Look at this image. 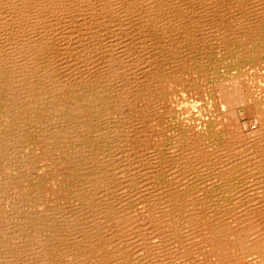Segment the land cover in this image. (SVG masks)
I'll use <instances>...</instances> for the list:
<instances>
[{
    "label": "bare ground",
    "instance_id": "obj_1",
    "mask_svg": "<svg viewBox=\"0 0 264 264\" xmlns=\"http://www.w3.org/2000/svg\"><path fill=\"white\" fill-rule=\"evenodd\" d=\"M181 1L0 0V160L5 165L0 171V264H175L173 251L177 247L189 255L192 249H203L199 242L207 241L220 264L240 260L250 264L246 259L249 254H256L264 264V236L255 237L264 232V191L251 189L264 190V185L244 183L250 176L264 179L262 172L256 171L264 170V111L255 110L258 132L244 136L235 108L245 105V98L241 90L230 93L228 78L219 79L217 71L210 77L220 98L221 120L216 122V118L207 120L193 110L202 104H181L183 99L174 96L175 77L167 76L164 63L153 67L160 76L156 93L162 95L164 111L172 123V142L166 144L169 154L160 149L144 155L137 151L142 163H135L109 148L120 138V130L111 123V92L136 81L132 75L138 72L140 57L128 60L131 49L122 42L116 48V43L111 45L117 50L114 56L99 57L100 51L112 50H102L105 29L101 27L108 16L119 17L121 23L113 28L116 35L127 31L138 18L143 21L142 28L154 18L153 26L164 37L163 46L170 54L167 59L179 65L186 44L196 50L198 33L207 34L203 22L211 18L208 10L214 3L191 0L203 5V20ZM256 1V6L239 7L230 22L244 53L261 56L264 0ZM240 2L233 0V7ZM219 4L212 6L224 19L229 5ZM214 26L207 24V30L223 44L229 33L223 26L216 25L213 30ZM255 29L262 33L249 34ZM80 35L84 39L71 44ZM148 43L145 40L143 45ZM145 50L141 64L149 55ZM204 59L198 67L208 64ZM171 96L175 105L166 100ZM207 97L212 99L210 91ZM122 132L126 139L127 132ZM35 134L42 137L39 149L63 151L75 164L74 177L82 180L72 192L77 204L74 209L55 205L51 196L59 193L61 185L54 190L33 173L37 169L44 174L39 163L42 153L32 147ZM89 169L91 173L86 172ZM64 180L58 179L66 185ZM198 194L202 199H194ZM228 195L239 197L237 206L219 198ZM131 208L138 214L126 215ZM132 223L133 231L126 237L123 230ZM146 223L152 226V235L145 231ZM200 256L209 260L211 255L201 252ZM153 258L159 259L149 261ZM200 259L199 264L203 262Z\"/></svg>",
    "mask_w": 264,
    "mask_h": 264
},
{
    "label": "rangeland",
    "instance_id": "obj_2",
    "mask_svg": "<svg viewBox=\"0 0 264 264\" xmlns=\"http://www.w3.org/2000/svg\"><path fill=\"white\" fill-rule=\"evenodd\" d=\"M255 1L256 0H241L240 2L241 4L237 8H235L232 5L233 0H227V1L214 0L213 1L214 3H211L212 10L211 9L208 10L209 11L208 16H210L211 14V18L209 17L208 19H205L203 18L204 15L202 14L204 9L202 8L203 5H201V3H198V1L193 2L191 0H182L181 2L183 6L184 4H187L189 7L191 6L190 7L191 12L195 13L196 16H200L203 20L205 19L206 22L204 21L203 23L206 24V27L204 29L206 30L207 34H201V32L198 33V36L196 38L199 37V42H198L199 45L196 47L197 48L196 50H194L193 46L190 47V45L186 44V47H190V48L187 49L185 47V49L183 50V54L184 53L186 54L182 56V63L179 65H175L173 62H170L167 59V57H169L170 54L169 52L166 51L165 46H163L165 39L162 36V34L156 31V29L153 26L155 24L156 19L151 18L149 21H147L149 24L148 27L142 28L143 21L140 20L138 17H136L138 18L137 19L138 21L137 20L132 21V24L128 26L127 31L126 30L118 31L117 34L115 35L113 33V28L117 27V25L121 23V20L119 17H115V16L113 17L112 15H110L111 17L108 16V20L105 21L101 27L102 30L105 29L103 30L104 41L102 42V50L111 47L112 44L115 45V43L116 45L114 46V48H116L117 44L122 42L121 43L122 46L125 45L126 47L125 46L124 47L126 49H128V47H129L128 50L131 49L130 51L131 53L129 52L127 55L128 60L135 61L134 59H137L139 57L141 58V59L139 58V61L137 62L139 64L138 72L132 75V79L134 78L136 79V81H133L131 83H123L122 85L115 87L114 90L112 91L113 93L111 92V96H113V98H111V105H110V108L113 112L112 114H110L112 121L111 123L112 126L120 130V132L118 133L120 138L119 139L116 138L114 142L110 143L109 145V148L111 147L110 150H114V153L119 154V157H121L122 155H123L122 157L128 155L130 158H132L133 162L135 163L136 162L142 163V159L139 158V155L149 154L153 149L156 150L160 149L165 153L169 152L166 149V147L169 146V144L172 142L171 140L172 123L168 120L166 113L164 111L165 107L163 104L162 95L156 93L157 91L156 80L160 76L159 75L156 76L157 74L154 72L156 67H160L163 63H164L163 65H165V67L163 68L167 70L166 73L167 76L175 77V83L172 82L175 89L174 91L175 95L174 93L173 95L179 97V99H183L184 102H181V104L182 103L187 104L188 106H190L189 102H196L195 104H199V103L202 104V106H198V108H193V110L200 112L202 117H204L207 120L213 118L217 119L216 122L221 120V117H218L220 98L216 91V84L214 87L212 83V79H210V77L213 74V72L217 71V77H219V79H222V76H225L224 77L225 79L228 78L230 93H233L232 90L234 91L241 90L242 92L241 95H243V97L245 98V105L237 106L235 108L236 116L238 119L237 122L241 132L246 137H251L258 132L260 126H258V119L256 112L257 110L264 111V102H261L262 97H264V59H263L264 54H262L261 56H256V55H252L251 52L244 53L242 47L239 46V44L236 42L237 40L234 37L236 29L232 27L233 23H231L234 19L233 14L235 15L234 12H237L238 11L237 9L239 7H242L246 4L252 5L255 3L256 6L257 4H259V1L256 2ZM191 3H193V5ZM218 3H220L219 6L221 4L229 5V9L225 13L226 17L224 19H221L218 9L215 8V6H212L215 4L218 5ZM123 5H125L124 2ZM247 12L248 11H246L245 13ZM177 18L178 17H176V19ZM194 18L198 19L197 17ZM111 24L113 26H111ZM207 24H211V27L215 25L214 26L215 29L213 30H216L217 26H219V28L223 26V28L227 29V32L229 34L227 35L224 41V43L226 44L224 43L221 44L220 38L218 36H214V34L210 33L209 30H207L208 29ZM259 33H262V29L261 31L259 29L249 31V34L251 35L259 36ZM77 39L83 40L84 38L80 35L76 39H74L71 42V44L73 42H78ZM210 39H212L213 41L212 40L210 41ZM112 40L114 43H112ZM122 40L123 41L125 40V42H123ZM145 40H149L148 45H143ZM204 42L205 44H203ZM202 46L204 47V49H202ZM114 48L111 47L112 50L111 51L108 50V52L100 51L101 54L99 55V57L100 56L104 57L106 55L114 56L117 53V50H114ZM148 48H152L153 51L152 50L149 51ZM145 49H147V53H149V55H147L148 58L147 57L143 58L145 60V63L141 64L143 62L141 53L142 51L145 52L146 51ZM221 53H223L224 55ZM71 55L74 56L73 53H71ZM203 57L205 58L204 60H206L208 64L205 66L198 67L199 61ZM153 67H155V69ZM169 70L171 71L169 72ZM160 71L161 69L157 70V73ZM195 79L197 80L194 82ZM209 91L210 94H212V99L210 97H207V93H209ZM256 96L260 98V100L256 98ZM166 100L172 102L175 105L172 96H171V100H168L167 98ZM258 100H259V102H257L258 104H255L256 106H254V101H258ZM122 131L127 132L126 139L124 135H122L124 134ZM41 138L38 139L36 134L35 136L31 137V139H36V143L32 147L34 148L38 146L40 147L41 145L39 140ZM20 140H22V138H20ZM1 143L2 142L0 141V144ZM166 144L168 145L166 146ZM39 147H38V152L40 154L42 153V156H39L40 158L39 163L41 164V167L44 170V174L39 172L37 169H34L33 173L39 176L42 183L48 181L49 184L47 186H52L54 190L57 189L58 185L59 186L61 185L60 186L61 188H58L59 193L56 194L54 197L51 196V198L56 199V202L54 203L55 205L57 206L63 205L68 210H70L71 208L74 209V206H76L77 204H75L76 202L73 198L72 192L81 186L80 182L78 181L82 180L81 176L74 177L75 164L71 159H69L68 157L65 156V154H63V151L48 150V149L43 150L41 148L39 149ZM116 148H118V150ZM137 151L139 155L135 154V152ZM3 162H4L3 160H0V171L4 170L5 165ZM34 165L36 166V163ZM256 171L262 172L260 174L264 175V170H256ZM86 172L91 173V170L89 169ZM58 179H62V180L65 179L64 182H66V185L64 183H61L60 182L61 180L58 181ZM52 180L55 183H52ZM208 183L211 184L209 181H206V184ZM244 183H246V185H251L252 187H254L257 184L264 185V179H255L253 176H250L246 180H244ZM251 189H253V191H260V192L264 191L260 188H251ZM217 198L218 197L212 196L211 199H217ZM219 198H223V199L227 198L226 200L231 202V204H229V206L231 207L237 206L236 201L239 199V197L235 195H228L227 197L221 196ZM258 198L261 197L260 196L245 197V199H258ZM194 199H202V196L198 194V196L196 195ZM75 209L77 210L78 206L75 207ZM133 209L134 208L128 209L127 212L129 213H126V215H130L132 217L137 215L138 212L133 211ZM87 217L90 218V213L87 214ZM132 220L134 222L136 218H133ZM137 224H140V226H138V229H140L141 223L139 222ZM132 225L133 223L128 227H126V229L124 228L123 233L126 237L129 235L131 231H133L130 230V226ZM143 227L146 228L145 229L146 232L151 231V235H152L151 225L146 223L144 224ZM259 232L255 234L256 239H261L264 236L263 231L262 232L259 231ZM198 246L199 247L203 246V249L201 250L192 249L189 255H186L185 252H181V249L177 247L176 252L173 251V256H176L175 264H177V262H180L181 260L183 261V264H199L198 260L200 258H201L200 260L203 261L201 262V264H217V263L220 264L215 259L214 257L215 255L213 254V251L212 252L209 251L210 248L209 241H207L205 244L199 242ZM201 252H203L205 255L207 254L208 256L211 255L210 256L211 259L209 258V260H207L206 257L202 258L200 256ZM158 259L159 258H153L150 259L149 261L158 260ZM246 259L249 261L250 264L262 263L261 258L257 257L256 254H249L246 257ZM152 263L163 264V262L157 263L154 261H152ZM243 263L244 261L240 260L239 263L237 264H243Z\"/></svg>",
    "mask_w": 264,
    "mask_h": 264
},
{
    "label": "clouds",
    "instance_id": "obj_3",
    "mask_svg": "<svg viewBox=\"0 0 264 264\" xmlns=\"http://www.w3.org/2000/svg\"><path fill=\"white\" fill-rule=\"evenodd\" d=\"M205 128H206V126H205ZM198 130H199V129H198ZM25 151H28V150L26 149ZM69 259H71V257H69Z\"/></svg>",
    "mask_w": 264,
    "mask_h": 264
}]
</instances>
